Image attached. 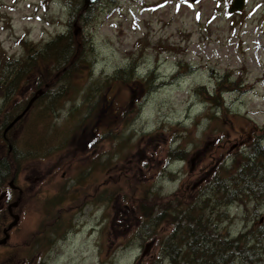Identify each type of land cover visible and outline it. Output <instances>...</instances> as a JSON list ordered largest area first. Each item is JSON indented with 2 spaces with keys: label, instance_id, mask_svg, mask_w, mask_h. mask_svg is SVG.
Here are the masks:
<instances>
[{
  "label": "rangeland",
  "instance_id": "1",
  "mask_svg": "<svg viewBox=\"0 0 264 264\" xmlns=\"http://www.w3.org/2000/svg\"><path fill=\"white\" fill-rule=\"evenodd\" d=\"M233 1L0 0V84L18 83L22 60L46 63L0 96V159L13 162L0 239L10 181L23 190L0 264H169L159 251L181 212L203 205V182L264 150V0L230 15ZM242 200L211 198L210 242L261 227L263 198Z\"/></svg>",
  "mask_w": 264,
  "mask_h": 264
},
{
  "label": "trees",
  "instance_id": "2",
  "mask_svg": "<svg viewBox=\"0 0 264 264\" xmlns=\"http://www.w3.org/2000/svg\"><path fill=\"white\" fill-rule=\"evenodd\" d=\"M58 39H55V42ZM69 43L71 42H68L67 45ZM52 44L54 42L46 44V49H50V46H53ZM76 48L77 45L73 43L68 46L69 51L75 52ZM43 51L46 50L44 49ZM61 61L63 60L59 61L60 64ZM19 63L22 67L14 78V81L17 80L15 82L18 83L13 87H10L9 84L6 85V82L1 83L0 96L7 95V91L17 88L19 83L29 81L33 73L38 75L45 73L46 63L41 65L38 58H32V61L22 60ZM9 77V75H6L4 79L7 80ZM11 154L7 153L9 156ZM256 159L260 162L255 161ZM12 166L13 162L9 161L6 157L0 159V177L2 180L8 177V172ZM234 167H236L234 173H214L203 182L204 185L201 188L203 205L197 209V206L191 203L188 205L186 212H181V220L168 236L165 247L159 251V257L161 255L167 257L169 264H232L236 262V258L244 261V264H261L263 262L264 222L259 229L255 231L249 229L234 238H229V235H227L221 240L214 238L216 241L210 242L208 237L205 236L210 225L209 220H204V217L206 207L209 206L211 198H213L215 203L218 202L223 205H229L235 201L241 202L243 201V197L247 196L254 199L259 197V200H264V150L258 145V142L255 148H253L251 155L248 158L242 159ZM206 192L212 193V197H206L208 195L205 194ZM175 197L176 195H173L171 199ZM139 206L140 204H137V207ZM194 209L201 212L196 217V222L195 218L192 219L191 216ZM140 212L142 211L140 210ZM257 213L258 211L255 215ZM222 215L225 217V214ZM161 218V216L154 218L153 223H157ZM203 220L205 222L202 225L201 222ZM246 238L248 239L245 242ZM249 242H253V244L248 245ZM153 264H160V260Z\"/></svg>",
  "mask_w": 264,
  "mask_h": 264
},
{
  "label": "water",
  "instance_id": "3",
  "mask_svg": "<svg viewBox=\"0 0 264 264\" xmlns=\"http://www.w3.org/2000/svg\"><path fill=\"white\" fill-rule=\"evenodd\" d=\"M97 0H83V6L85 8H88L90 5H92L93 3H95ZM243 5H244V0H234L232 2V4L230 5V7L228 8V13H236V12H240L243 9ZM42 94V91H37L36 94L28 101L25 109L19 114L17 115L9 124L8 126L5 128L3 134L5 135V133L17 122L19 121L23 115L30 109L31 105L33 104V102L36 100V98ZM16 204H13L11 206H9V209H11V207H15ZM17 222V217L14 216V221L8 226L7 229L12 228V226H14ZM6 230H4L5 232ZM8 239V236H5L4 239H2L0 241V244H5L6 240Z\"/></svg>",
  "mask_w": 264,
  "mask_h": 264
},
{
  "label": "flooded vegetation",
  "instance_id": "4",
  "mask_svg": "<svg viewBox=\"0 0 264 264\" xmlns=\"http://www.w3.org/2000/svg\"><path fill=\"white\" fill-rule=\"evenodd\" d=\"M39 181H36V183H38ZM15 190L17 191V200H18V203L21 201V199H22V195H23V190H22V188L21 187H17V186H15ZM97 191H94V197H95V202H97L96 201V197L97 198H99L100 197V194H101V192H100V189H96ZM5 200V196L2 194V195H0V202H3ZM19 215V214H18ZM18 263H20V261H18Z\"/></svg>",
  "mask_w": 264,
  "mask_h": 264
}]
</instances>
